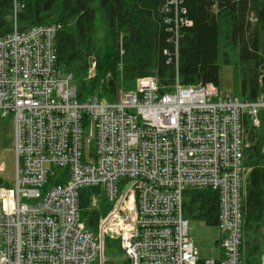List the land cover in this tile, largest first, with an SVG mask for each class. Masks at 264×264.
I'll return each mask as SVG.
<instances>
[{"label":"built area","instance_id":"1","mask_svg":"<svg viewBox=\"0 0 264 264\" xmlns=\"http://www.w3.org/2000/svg\"><path fill=\"white\" fill-rule=\"evenodd\" d=\"M16 9L0 37V115L13 118L15 165L13 186H0V264H264V252L259 262L240 253L243 125L259 126L264 92L247 101L177 78L162 91L140 77L115 102H78L71 75L55 67L59 26L20 31ZM163 13L172 44L164 53L177 69L180 30L192 22L182 0H167ZM55 169L68 177L49 186ZM90 187L112 204L96 233L79 217L78 192ZM187 189L218 195V259H200L189 237ZM105 237L118 241L125 263L103 256Z\"/></svg>","mask_w":264,"mask_h":264},{"label":"trees","instance_id":"2","mask_svg":"<svg viewBox=\"0 0 264 264\" xmlns=\"http://www.w3.org/2000/svg\"><path fill=\"white\" fill-rule=\"evenodd\" d=\"M167 0H0V37L12 29L14 5L20 31L32 26H59L55 35L56 69L70 74L78 102L96 98L115 102L120 87L130 90L140 77H153L162 91L177 78L183 86L219 87L221 65L232 68L231 91L253 101L264 90V0H182L191 26L178 39L177 69L167 63L172 52L164 24ZM122 51V54H121ZM95 74L89 76L91 63ZM254 127L244 120L242 238L240 253L247 262H259L264 252V109ZM88 121L84 120V130ZM93 143H91L92 155ZM66 169H55L48 185L64 183ZM92 198L97 199L91 208ZM219 199L210 189H187L183 195L186 220L217 225ZM80 221L96 233L101 218L112 209L103 189L78 192ZM220 247V242L217 243ZM109 263H125L118 241L103 239Z\"/></svg>","mask_w":264,"mask_h":264},{"label":"rangeland","instance_id":"3","mask_svg":"<svg viewBox=\"0 0 264 264\" xmlns=\"http://www.w3.org/2000/svg\"><path fill=\"white\" fill-rule=\"evenodd\" d=\"M92 65L90 68H93ZM94 69L89 70L90 77L94 76ZM231 80L232 68L221 65L219 90L222 93H232ZM14 177V122L11 115L4 118L0 115V186L12 187ZM186 221L188 234L198 252V257L200 259H218L220 257V247L217 246V243L220 240V232L217 226H207L202 220L188 219Z\"/></svg>","mask_w":264,"mask_h":264},{"label":"crops","instance_id":"4","mask_svg":"<svg viewBox=\"0 0 264 264\" xmlns=\"http://www.w3.org/2000/svg\"><path fill=\"white\" fill-rule=\"evenodd\" d=\"M220 253H221V251H220Z\"/></svg>","mask_w":264,"mask_h":264},{"label":"water","instance_id":"5","mask_svg":"<svg viewBox=\"0 0 264 264\" xmlns=\"http://www.w3.org/2000/svg\"><path fill=\"white\" fill-rule=\"evenodd\" d=\"M218 246V245H217Z\"/></svg>","mask_w":264,"mask_h":264}]
</instances>
